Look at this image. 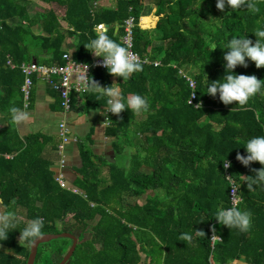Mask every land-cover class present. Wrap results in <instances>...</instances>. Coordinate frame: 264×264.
I'll return each mask as SVG.
<instances>
[{"label": "trees", "instance_id": "16d2710c", "mask_svg": "<svg viewBox=\"0 0 264 264\" xmlns=\"http://www.w3.org/2000/svg\"><path fill=\"white\" fill-rule=\"evenodd\" d=\"M39 1L50 8L31 13V0H0V116L7 120L4 125L0 119V202L5 213L17 217V229L0 239V264H27L31 243L19 242L20 231L34 219L43 221L41 234L77 235L69 264H229L239 259L264 264V188L249 191L243 181L254 176L251 169L262 166L254 162L248 168L236 159L238 153L247 155L245 141L264 135V94L243 108L235 102L224 105L218 94H206V85L225 75L227 50L222 48L227 42L248 36L255 43L253 32L264 27V0H254L256 11L238 12L227 6L218 10L216 0H116L115 5L102 2L96 10L93 3L99 0ZM147 3L156 8L153 29L148 27L154 22L144 28L140 24ZM52 4L65 8V15ZM131 17L132 49L147 60L140 62L143 70L123 81L107 69L92 67L89 80L119 88L125 98L139 94L149 102V110L110 116L108 134L115 138L116 157L125 155L127 162H108L83 149L74 192L56 179L52 161L43 155L47 141L42 135L22 137L17 130L14 117L24 108L20 65H63L64 44L72 37L74 59L91 62L95 56L84 45L96 38L97 25L105 24L107 34L126 46L125 21ZM234 71L264 79V68L257 69L251 61ZM107 99L88 89L75 107L88 113L107 107ZM226 158L231 162L227 169L218 161ZM239 183L237 206L251 213L246 232L215 220L219 208L232 206L231 187L238 189ZM148 191L156 195L147 198ZM70 217L75 225L66 223ZM212 227L222 238L214 246ZM182 234L191 239L181 240ZM52 242L50 261L58 264L73 240Z\"/></svg>", "mask_w": 264, "mask_h": 264}, {"label": "clouds", "instance_id": "9594fccd", "mask_svg": "<svg viewBox=\"0 0 264 264\" xmlns=\"http://www.w3.org/2000/svg\"><path fill=\"white\" fill-rule=\"evenodd\" d=\"M231 9L232 12H238L242 8L256 11L254 0H216V8L224 11L225 7ZM256 37L255 43L248 36L233 37L224 48L227 51L223 56V67L225 75L223 79L211 81L206 85V94L212 97L219 95L220 101L224 105H231L233 102L236 106L243 108L249 100L257 94H264V79H258L255 75L236 74L237 66L248 67V61L254 62L257 69L264 68V27H258L254 32ZM89 52L95 57L102 58V66L116 77L122 78L123 81L128 80L132 74L142 71V64L130 58L129 51L126 46L116 42L108 34L103 26L96 29V38L91 39L84 45ZM215 50V49H214ZM85 70V78H86ZM208 79V77H207ZM209 80V79H208ZM88 88L94 93L107 97L106 112H110L119 116L125 110L140 115L147 113L149 110V102L139 94H133L125 98L119 88L102 87L93 80L88 82ZM18 113L17 109L12 110ZM16 120H23L26 117L17 114ZM247 155L237 154L236 159L245 167L250 168L254 162H258L262 167L259 169H251L254 176H247L243 180L247 189L253 191L254 188H264V135L254 136L245 141L243 146ZM218 161L223 162L225 169L231 167V162L226 159ZM231 179V178H229ZM235 186L231 187L233 192L239 191ZM17 217L15 213L4 211L0 212V239H7L10 231L17 229ZM215 220L228 229H238L246 232L251 227V213L242 210L237 204L231 207L219 208L215 214ZM43 221L40 219L32 220L22 231H20V239L32 243L35 238L41 235ZM213 231H215L213 229ZM198 234L205 235L203 231H197ZM189 234H182L181 240H190Z\"/></svg>", "mask_w": 264, "mask_h": 264}, {"label": "crops", "instance_id": "0c3cea01", "mask_svg": "<svg viewBox=\"0 0 264 264\" xmlns=\"http://www.w3.org/2000/svg\"><path fill=\"white\" fill-rule=\"evenodd\" d=\"M39 2L41 4L49 5L41 1ZM102 2L105 4L108 3L110 5H115L116 0L96 1L93 3L92 9L96 10V7H98V5ZM55 6L57 7L58 5H51V7L56 9ZM56 10L61 16L65 15V8L58 7ZM140 21L141 26L143 23L146 26L154 22L153 26L150 28L148 27V29L155 28L158 21L156 8H152L150 12L144 13ZM99 25H97V28ZM103 27L106 28V25L103 24ZM34 30L38 33L42 32L39 26H35ZM42 33L46 35V33ZM74 44V37L67 38L66 43L64 44L65 53L69 52L73 56L72 53L74 51ZM32 81L33 84L27 102L25 99V93L22 89L24 94V108L19 111L18 114H22L26 118L19 121L15 119L17 130L22 137L33 133L42 135V137L47 141L43 155L52 161V169L55 172L56 179L58 176H61L66 184V187L72 189L74 192H78V188L75 187V181L78 177L76 170L81 168L83 165V149L89 148L95 156H100L108 162H114L118 159L113 146L115 138L108 134V128H110L109 121L112 113H107L105 111L107 107H98L88 113H80L76 107L82 102V96L84 93L80 95L74 93L73 99H75V103L72 105V109L70 111H65L62 107L59 94L46 80L38 77L37 75H33ZM111 81L114 85H116V78H112ZM5 115L8 117V114ZM2 118L3 124L5 125L7 120L4 115ZM62 121L66 122L67 128L69 129V133L72 137L71 140L66 143L63 150V154L65 156L64 166L61 165L60 160L62 156L58 151V146L61 142L59 124ZM103 174H107L106 168L103 170ZM229 264L248 263L245 259H239L234 260Z\"/></svg>", "mask_w": 264, "mask_h": 264}, {"label": "built area", "instance_id": "2783aa9c", "mask_svg": "<svg viewBox=\"0 0 264 264\" xmlns=\"http://www.w3.org/2000/svg\"><path fill=\"white\" fill-rule=\"evenodd\" d=\"M103 26V24L99 25L98 27ZM134 26V19L131 17L125 21V36L123 37V41L127 46V49L130 54V58L133 60H137L139 62H146L147 60H143L136 52L133 51V35H132V29ZM64 64L63 65H45V64H38L36 62H25L20 65V68L22 72L25 75L24 84L22 86V89L25 93V99L26 102L30 96L31 87L33 84L32 76L37 75L38 77H41L42 79L46 80L53 89L59 94L61 98V104L65 111H70L72 109L73 104V94H83L85 93L88 88V82L91 68L92 67H99L102 69H106L102 66V58L94 57L91 62H79L74 60L73 56L66 52L63 55ZM9 64H11V67H15L14 64H12L11 61H9ZM156 65L159 64V62H155ZM86 71V78H85V70ZM181 72H184L181 69ZM190 86L195 89L196 82L195 80L190 77ZM195 101V93H192L190 102ZM198 106V105H196ZM59 132L61 137V142L58 146V151L61 153V165H65V156L63 154V150L65 148V145L67 142L71 140V135L69 133V129L67 128V124L65 121H62L59 124ZM1 156V153H0ZM6 158H12L13 155L5 154ZM57 180L60 182V184L63 187H66L65 182L63 181V178L61 176L57 177ZM240 201L238 197L237 192H231V203L232 205L238 204ZM212 227V233H211V241L212 246H214L216 241H221L222 238L220 235H218L215 231H213Z\"/></svg>", "mask_w": 264, "mask_h": 264}, {"label": "rangeland", "instance_id": "374dc122", "mask_svg": "<svg viewBox=\"0 0 264 264\" xmlns=\"http://www.w3.org/2000/svg\"><path fill=\"white\" fill-rule=\"evenodd\" d=\"M114 1V0H113ZM29 8H30V11L31 13H35L37 11H43V10H46L49 8V5H45V4H41L39 1L37 0H31V3L29 5ZM152 8L154 9L155 6L152 5L151 3H147L146 4V7H145V11L144 13H148L152 10ZM145 19V17H144ZM145 22V21H144ZM144 25V23L142 24ZM0 119L1 121H3V118L2 116H0ZM132 149L128 148V151H132ZM129 158V157H128ZM118 161L121 163V164H124L127 162V156H119L118 157ZM156 194L154 191H148L146 193V197L147 198H151V197H154ZM163 196V194H162ZM145 200V197L142 198V201ZM4 211L5 212V207L4 206H1V202H0V212ZM8 212H6L5 214H7ZM21 219V218H20ZM66 223L69 224V225H75V221L73 218H68L66 220ZM92 224H95V221L94 222H91ZM75 227V226H74ZM61 228V227H60ZM76 230V229H75ZM76 232L79 233V230H76ZM91 235L88 233V231L86 232V238H90ZM20 243H22V240L20 239L19 240ZM52 246H53V242L52 241H49L47 243H45L44 245H42L40 247V257L38 258V260L35 262V264H51V261L50 259H54L52 257V254H51V250H52ZM7 251H9L7 248L5 249Z\"/></svg>", "mask_w": 264, "mask_h": 264}, {"label": "water", "instance_id": "95a60500", "mask_svg": "<svg viewBox=\"0 0 264 264\" xmlns=\"http://www.w3.org/2000/svg\"><path fill=\"white\" fill-rule=\"evenodd\" d=\"M59 238H69L73 240L72 246L69 248L68 252L63 257V259L58 263V264H68L78 244V237L75 234L70 233V232L44 233V234H41L38 238H35L34 241L30 245V254L27 260V264H35L37 254H38V248L41 244L47 243L49 241L59 239Z\"/></svg>", "mask_w": 264, "mask_h": 264}, {"label": "flooded vegetation", "instance_id": "af4514ba", "mask_svg": "<svg viewBox=\"0 0 264 264\" xmlns=\"http://www.w3.org/2000/svg\"><path fill=\"white\" fill-rule=\"evenodd\" d=\"M77 236V235H76ZM70 262V261H69ZM69 264V263H68Z\"/></svg>", "mask_w": 264, "mask_h": 264}]
</instances>
